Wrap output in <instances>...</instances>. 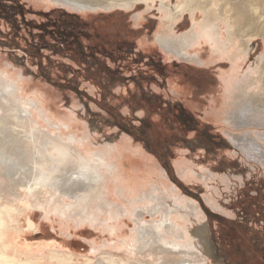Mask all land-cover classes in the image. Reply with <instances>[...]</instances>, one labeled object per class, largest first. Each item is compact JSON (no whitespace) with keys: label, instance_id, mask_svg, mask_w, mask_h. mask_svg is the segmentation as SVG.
<instances>
[{"label":"rangeland","instance_id":"374dc122","mask_svg":"<svg viewBox=\"0 0 264 264\" xmlns=\"http://www.w3.org/2000/svg\"><path fill=\"white\" fill-rule=\"evenodd\" d=\"M113 1L0 0V95L11 94L25 114L32 108L36 124L25 128L75 140L72 167L90 168L96 181L87 193L59 199L56 189H28L41 177L59 183L65 164L53 162L52 174L39 164L27 177L17 173L14 182L0 176V203L12 207L1 216L8 220L2 245L8 238L11 246L4 245L0 264H235L218 234L229 231L222 222L231 220L264 251V213L258 215L264 208V112L247 107L249 96L264 95L258 78L264 38L249 37L241 52L235 26L225 24L235 8H221L218 0L196 8V25L184 11L170 26L162 0L133 8L128 0ZM251 1L264 24V0ZM117 11L139 29L130 34L131 46L101 52L69 37L79 27L67 15ZM204 11L222 28L220 40L202 33ZM193 26L201 37L186 49L191 58L162 44L163 35L175 38ZM194 75L200 83L218 77L219 90H195L189 84ZM182 114H198L204 132L178 134ZM164 214L168 225H162ZM139 235L155 247L140 249ZM52 250L64 255L63 263Z\"/></svg>","mask_w":264,"mask_h":264},{"label":"bare ground","instance_id":"6f19581e","mask_svg":"<svg viewBox=\"0 0 264 264\" xmlns=\"http://www.w3.org/2000/svg\"><path fill=\"white\" fill-rule=\"evenodd\" d=\"M120 1L122 0L113 1L111 2V4L117 5L120 4ZM128 1L129 2L126 4L129 5L130 8H133L137 3L149 0ZM207 1L209 0H178L175 4L172 5L171 1L162 0V10L164 9L167 14L165 18L167 25L170 26V24H172L178 16H181L184 11L192 12V14L194 15V24L196 25V8H203V5H206ZM210 1L214 2V0ZM218 1L222 2L221 8H224L227 4H232L235 8L234 14L232 16L230 14V16L232 17L231 20H229V23L227 22L225 24L230 26V24L232 23V27L233 25L235 26L233 34L235 35V38H239L240 40L241 46H239V50L241 52L242 49L247 50V48L249 47L252 41L249 39V37L251 38L253 36H262L264 38V24L261 20H259L260 18H258V15H256L257 7H254V4H252L253 2L251 0ZM249 6H252L253 10H250ZM205 13V23L202 27V33H205L206 36H209V34L213 32L215 36H217V38H219L220 40L223 37L222 28L220 27L219 23L212 22L211 19L207 16V12ZM239 32H241L242 34L240 35ZM163 37L164 39H168L165 43H162L164 46H167L168 49H171V46L175 45L178 52L176 53L174 51V53L178 54L183 59H188L191 58V55H189L186 49L191 42L197 41L196 39H199L201 37V32H197L195 26H193L190 30L182 32L180 36H177L175 38L168 37V35L166 34L163 35ZM162 41L163 40H161V42ZM259 68L261 70V73L258 78L260 82H263L264 86V65L261 64V67ZM248 99L251 100V103L247 104V107L251 106L250 108H252V113L254 110L264 112V95L261 96V98L249 96ZM25 110L26 109H23L20 105L16 104V102L12 99L11 94L7 93L0 95V176L2 177V175H5L7 178L12 180V182H14L17 173H23L22 175H25L27 177L29 174H31V171L34 172L32 168L38 167L39 164H41V171H48L49 174H52L50 165L53 162V164L62 163L65 164V167H60L61 173H63L65 176L64 179H61L59 183L55 182L54 180L43 181L41 177V184L39 182H36L35 180L34 183L30 185V189L28 190L37 191L40 186L41 190L56 189L57 194H60L58 198L62 199L64 197H72L73 195L71 194H73V192L76 190L87 193L89 192L88 190H90V188L93 189V185L96 184V181H94L91 177V169L86 167L78 168L77 166L72 167V165L76 163L74 160L75 155L73 154H75L77 151L79 152L77 145H75V140L68 139L67 142L65 138L59 133L52 134L50 136L49 131H44L42 129L39 131L38 129L34 130L25 128L26 122L36 124L34 122L35 117L32 108L28 109V114H25ZM244 110L245 109H243L242 111L240 110V112L238 113L239 118L244 117ZM53 132H55V130H53ZM54 152L56 153L53 154ZM11 210L12 207L7 203H0V255H6L4 245L6 246V249L11 246V244H9L8 238L2 245V241L5 240H2V228L5 226L8 220L6 221L1 217L3 214H7V212L8 214L9 212L11 214ZM156 212L157 211L155 210V214ZM6 218L8 219V217ZM163 218L164 220L162 222V225H168V220L167 218H165V214L163 215ZM166 222L167 224H165ZM37 226L33 221L30 220L29 229L35 231L37 229ZM150 231L151 232L149 234H152L151 237H153L156 231L154 230V228L150 229ZM137 243L140 249L144 248L142 246L144 243H148V247L150 248L155 247L153 242H150V240H147L141 235H139ZM50 255H52L54 258H57L61 263H63L62 261L65 259L64 255L60 254L57 250H52Z\"/></svg>","mask_w":264,"mask_h":264},{"label":"trees","instance_id":"16d2710c","mask_svg":"<svg viewBox=\"0 0 264 264\" xmlns=\"http://www.w3.org/2000/svg\"><path fill=\"white\" fill-rule=\"evenodd\" d=\"M125 15H126V13H124L123 11H117L115 13H102V12H100L99 14H94V15L91 14L88 17H85L83 19L75 17V19L77 21V22L76 21L75 22L80 24L81 26L87 25L86 32L88 34L90 33L91 35H96L98 33L100 35H106L110 28L115 30V31L117 30L118 33L130 35L131 33L129 30V27H131V26H129V22L125 18ZM112 27H114V28H112ZM186 28H188V27H186ZM138 30L139 29L136 28V29H134V32H138ZM199 72H201V71H199ZM181 74H183V73H181ZM183 76H184V74H183ZM197 76H199V75H197ZM197 76L196 75L193 76V80L195 82L189 80V84H191L195 90H197V91H199V89L203 90L206 88V86H208V87L211 86L212 88L219 90L220 87H219L218 77H215V76L211 77V78H214V83H212V81L210 83L206 82V81H203L200 83L197 81L198 80ZM190 78L192 79V76H190ZM195 93L197 95L200 94L199 92H195ZM190 116L195 118V119H197L199 117L198 114H192ZM200 123L202 124L201 129L205 128L206 124H204L202 122H200ZM180 124L181 123H177L178 130L176 132L178 134L181 135L183 133L190 132V131H186V125L184 127V130L181 129ZM183 124H185V123H183ZM199 133H202V132H199ZM156 134H157V132H156ZM157 135L160 136V134H157ZM168 137H171V139L175 140L176 133L172 132V133H170V136H168ZM151 141H152V143L154 142L153 139H151ZM157 145H159V144L157 143ZM201 203L203 205V202H201ZM260 213H262V214L264 213V208L258 212V215H260ZM225 224L230 227L229 230L234 229V231L233 230L225 231L226 232V234H225V232L223 233L222 229H221V231H219L218 234L222 238L221 240L224 242V244H226L227 248L229 249V255L231 254L230 256L234 257V263L235 264H264V251L259 250L256 247V245L252 242L250 231L246 230L241 223L236 222L234 220H231L230 222H222V226H225V229L227 230Z\"/></svg>","mask_w":264,"mask_h":264},{"label":"flooded vegetation","instance_id":"af4514ba","mask_svg":"<svg viewBox=\"0 0 264 264\" xmlns=\"http://www.w3.org/2000/svg\"><path fill=\"white\" fill-rule=\"evenodd\" d=\"M66 17H68L67 19L70 18V20H68L70 22V24H78L76 23V16H70L67 15ZM76 21V22H75ZM55 26H58L57 24H54L52 26V29H50L51 31H54ZM86 26V27H85ZM83 25L81 26L80 24H78V29L73 31L72 34L69 35V37H77V39H86L87 45H89L92 48H95L101 52H115V51H121L124 48V44H128L131 46V41L133 40V37H131V35L128 34H123V33H118V31L113 30V29H109L108 33L106 35H100L99 33L96 35H91L90 33L87 34L85 33L87 30V25ZM113 28V27H112ZM134 29L133 27H129L130 33H134ZM84 32V34H83ZM70 48V52H74L73 50L76 49V47L69 45ZM127 48V47H126ZM125 50V49H124ZM127 51V50H126ZM77 57L79 58V56L77 55ZM162 69V68H161ZM183 122L177 120L180 124L181 129L184 130V127L186 125V131H193V132H204L201 131V123L199 120L191 117V118H186L183 114ZM185 123V124H183ZM178 130V128H177ZM154 147L159 150V145H157V142H153ZM241 223V222H239ZM233 230L234 229H230ZM229 230V231H230ZM232 233V232H231Z\"/></svg>","mask_w":264,"mask_h":264}]
</instances>
